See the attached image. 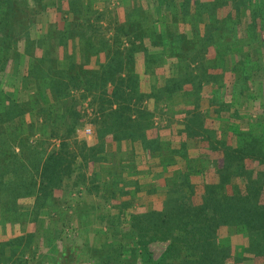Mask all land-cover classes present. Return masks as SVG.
I'll return each instance as SVG.
<instances>
[{
    "label": "trees",
    "instance_id": "trees-1",
    "mask_svg": "<svg viewBox=\"0 0 264 264\" xmlns=\"http://www.w3.org/2000/svg\"><path fill=\"white\" fill-rule=\"evenodd\" d=\"M87 1L53 0L51 4L61 12L64 23L58 29L47 14L51 4L0 0V225L10 223L22 229V234L12 239L17 250L25 247L23 240H30L33 234L26 232V227L33 225L42 208H48L47 201L54 202L64 180L78 173L77 185L84 168L105 159L100 155L107 151L109 140L118 146L125 140L139 141L152 157L161 154V141L172 139L148 138L152 100L159 106L162 91L170 98L175 92L182 103L200 99L203 75L193 76L192 66H202L207 52L198 56L194 48L202 40L200 50L206 51L211 44L217 49L213 34L219 25L237 27L245 17L233 3V10L224 13L229 0H195L191 12V0H155L146 16L142 7L136 6L135 16L124 24L112 22L113 33L107 37L109 29L103 30L101 25L106 14L91 9V1ZM29 3H34L33 10ZM62 4L67 5L66 11L61 10ZM161 7L170 11L171 20L161 15ZM19 13L22 19H16ZM253 15L251 20L258 21ZM253 24V29H259ZM34 25H40V33L32 29ZM240 29L247 37L250 28ZM144 41L149 42L146 45ZM20 43L24 53L19 50ZM228 45L226 55L242 53L236 44ZM25 55L27 79L34 90L20 100L17 90L5 89L3 78L9 66L19 64ZM91 58H95V67L89 66ZM244 60L238 59L232 68L235 80L240 74V79L247 81L246 71L252 70ZM13 76H9L12 87ZM87 98L94 108L91 123L96 127L91 146L73 138L85 123L80 103ZM196 108L200 110L198 105ZM257 109L255 116L247 115V128L237 129L233 124L228 128L232 134L228 140L211 136V124L205 123L203 114L194 115L184 125L182 120L176 123L178 136L205 149L199 158L202 168L198 170L195 160L186 159L191 162L187 171H174L166 179L161 210L129 217L126 230L137 255L133 261L139 257L143 264H228L233 254L227 235L232 233L244 240L237 246L235 260L248 253L264 264V107ZM189 112L179 115L187 117ZM51 139L59 144L51 147ZM184 140H180L181 148ZM167 148L171 154L179 153L170 145ZM196 175L207 176L197 184L191 181ZM152 242L167 244L157 261L148 250ZM9 245L5 242L1 247Z\"/></svg>",
    "mask_w": 264,
    "mask_h": 264
},
{
    "label": "rangeland",
    "instance_id": "rangeland-1",
    "mask_svg": "<svg viewBox=\"0 0 264 264\" xmlns=\"http://www.w3.org/2000/svg\"><path fill=\"white\" fill-rule=\"evenodd\" d=\"M43 1L45 4L53 3V0ZM88 1H91V4L103 1L101 6L105 8L101 11H104L106 17L102 19L101 25L103 30L109 29L107 37L112 36L111 29L114 23H119V26L124 24L125 20L135 13L136 6L142 7V13L146 16L151 6L154 8L155 4V0ZM211 1L200 0L202 3ZM194 2L195 0L190 1V12L194 9ZM227 3L229 5L223 8L225 14L233 10L230 4L233 3L235 8L244 11L245 17H241L242 25L239 23L237 27L219 25L217 32L213 34L216 40L214 46L217 49L211 44L206 45V51L200 50L202 40L194 48L198 56L202 52H207L202 56L204 59L202 66L197 68L195 66L198 64L192 66L193 76L203 75L201 85L204 91L200 93V99L195 98L182 103L180 96L174 95L175 92H172L170 98L168 92L162 91L163 96L159 99V106L155 104V100H152L149 105L152 116L149 120L151 129L148 131V138L150 140L169 139V137L172 139V141H161L163 149L161 154L152 157V154L142 149L139 141L133 143L125 140L118 146L116 143H111L108 137L109 141L105 147L107 151L100 155H105V159L95 164L91 163L88 168H84L81 171L84 173L83 176L81 175L83 178L77 185H75V178L78 173H73L68 180L65 179L61 191L56 190L54 194V202L47 201L48 208H42L33 225L26 227V232L33 234L30 240H23L25 247L23 245L22 248L21 245L17 250L15 248L17 244L12 243L16 242L12 240L13 238L22 234V229L10 223L0 225V264H106L107 260L108 264H143L139 257L132 260L137 255L133 254L136 247L129 239V233L126 230L129 217L137 213L161 210L164 201L161 197V190L165 186L166 179L174 171L186 172L188 166H191V162H187L186 159L195 160L198 170L202 168L199 158L202 154L204 156L205 149L188 139L184 140L185 136H178L176 123L182 120L181 123L184 125L185 121L190 120L194 115L203 114L205 123L208 126L211 124V136L228 140L232 139V134L228 130L232 124L237 126V129L247 128L249 125L247 115L255 116L259 111L257 107H264V31L261 30L264 29V0H229ZM33 4L27 5L29 9L35 8ZM96 6L91 5V9L95 10ZM49 8L47 11L49 19L59 27L58 29H61L64 26L61 12H56L52 4ZM178 9L175 6L173 12L177 14ZM61 10L66 11L67 5L62 4ZM250 13L252 19L255 14L259 20H251ZM169 14L170 11L165 8L161 10V15L167 20H171ZM162 16L161 18H164ZM22 17L23 14L19 13L16 19H22ZM189 17L193 16H188L187 19ZM152 18L155 20L157 16L153 15ZM191 22V25L194 24V21ZM253 23H257L259 29H253ZM39 27L40 25H37L32 29L40 33ZM241 27L250 28L248 38L242 36ZM212 28L213 26L209 27V30ZM32 33L34 30L30 31V36ZM144 42L147 45L149 41ZM127 43L129 41H124L125 45ZM20 44L19 50L24 53L23 43ZM228 44L233 46L236 44L242 49V53L239 51L236 55H226V50H229ZM23 57L19 64L17 62L9 66L5 75L7 77L3 78L5 89L7 88L9 92L17 90V97L20 100H24L27 94L34 90L33 82L27 79L28 57L26 55ZM238 59L242 63V60L248 59L244 62L252 70L246 71L249 74H247V81H242L240 74L236 75V80L234 79L232 68L235 63H238ZM95 63V58H91L89 66L95 67ZM210 66L216 68L210 69ZM12 74L15 78L13 87L9 81V76ZM166 76L168 77V72ZM205 77L207 82H205ZM196 105L200 110L193 109ZM80 109L85 116V123L83 122L84 125L77 130L73 138L79 142L85 141L91 146L94 144L96 127L91 123L94 108L89 106V98L81 101ZM188 110L190 112L187 117L179 115L182 111ZM87 129L90 133L86 132ZM180 140H184L185 146L182 148ZM51 144L52 147L58 145L59 142L51 139ZM167 145L179 153L174 155L166 151L164 148H167ZM173 160L175 163L172 165ZM79 162L76 159L75 168H78ZM206 176H192L191 181L199 184L205 181ZM228 236L227 244L231 247L233 254L228 264H263L253 259L248 253L238 258L239 260H235L234 254L237 252V246L243 245L244 240L241 236L232 233H228ZM5 242H10V245L1 247ZM166 246L167 244L163 242L150 243L148 250L152 260H159Z\"/></svg>",
    "mask_w": 264,
    "mask_h": 264
},
{
    "label": "crops",
    "instance_id": "crops-1",
    "mask_svg": "<svg viewBox=\"0 0 264 264\" xmlns=\"http://www.w3.org/2000/svg\"><path fill=\"white\" fill-rule=\"evenodd\" d=\"M106 1V0H105ZM109 3V2H108ZM103 4V1L101 2V3H98V4H95V2H93V7H94V5L96 6V5H99L98 7L96 6V9L95 10H99V11H101V9L103 10V8H105L104 6L102 7L101 5ZM102 7V8H101Z\"/></svg>",
    "mask_w": 264,
    "mask_h": 264
},
{
    "label": "built area",
    "instance_id": "built-area-1",
    "mask_svg": "<svg viewBox=\"0 0 264 264\" xmlns=\"http://www.w3.org/2000/svg\"><path fill=\"white\" fill-rule=\"evenodd\" d=\"M86 132H87V133H90V130H89V129H87V130H86Z\"/></svg>",
    "mask_w": 264,
    "mask_h": 264
},
{
    "label": "clouds",
    "instance_id": "clouds-1",
    "mask_svg": "<svg viewBox=\"0 0 264 264\" xmlns=\"http://www.w3.org/2000/svg\"><path fill=\"white\" fill-rule=\"evenodd\" d=\"M90 138V137H89Z\"/></svg>",
    "mask_w": 264,
    "mask_h": 264
}]
</instances>
